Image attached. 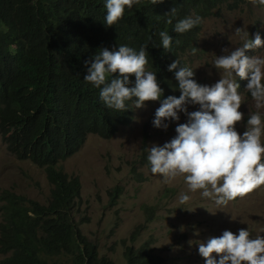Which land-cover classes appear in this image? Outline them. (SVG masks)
Instances as JSON below:
<instances>
[{
    "label": "trees",
    "instance_id": "16d2710c",
    "mask_svg": "<svg viewBox=\"0 0 264 264\" xmlns=\"http://www.w3.org/2000/svg\"><path fill=\"white\" fill-rule=\"evenodd\" d=\"M223 3L232 8L227 0H164L155 5L140 0L106 27L105 0H0V136L17 160L41 168L50 186L46 204L8 190L0 193V264H55L50 259L57 256H66L71 264H115L100 257L81 233L74 218L81 185L78 177L60 168L89 135L109 140L133 121L132 101L126 111L109 109L99 98L100 90L84 80L92 57L102 48L127 45L139 51L147 45L146 70L156 72L161 99L178 97L176 70L167 67L176 59L190 66L203 22ZM172 8L175 15H165ZM191 14L199 15L201 23L176 33L175 23ZM160 31L173 39L168 51L161 46ZM129 79L128 86H134L135 77ZM239 85L243 90L244 83ZM138 161L150 168L145 144ZM149 243L126 246L125 264H161Z\"/></svg>",
    "mask_w": 264,
    "mask_h": 264
},
{
    "label": "rangeland",
    "instance_id": "374dc122",
    "mask_svg": "<svg viewBox=\"0 0 264 264\" xmlns=\"http://www.w3.org/2000/svg\"><path fill=\"white\" fill-rule=\"evenodd\" d=\"M227 3L231 9L223 3L203 22L197 41L200 50L190 56L189 67L194 69L198 84L211 86L220 79V72L212 66L214 54L225 55L222 49L230 53L242 46L243 41L233 34L235 28L247 26L250 39L258 32L264 42V6H254L250 0ZM9 45L12 53L18 52L14 42ZM246 55L264 57V45ZM237 82L244 83V89H238L244 102L239 110L244 117L236 125L242 134L248 114L257 109L245 92L248 81L237 78ZM159 106V101H151L142 108L134 107L133 121L120 127L111 139L89 135L81 149L60 164L64 173L79 179L81 203L74 218L81 233L96 245L99 256L125 264L126 246L137 248L150 242L161 264H205L198 253L199 241L219 237L225 230L238 234L239 229H248L253 238L264 237V186L226 206H218L202 198L199 191L190 192L183 176L164 183L162 176L153 175L138 161L144 144L147 151L153 144L162 146L176 135V123H170L166 131L153 126ZM198 108L189 105L188 111ZM259 111L264 117V109ZM186 120L180 113L179 123ZM261 139L264 144V135ZM4 190L46 204L50 186L44 171L30 161L17 160L6 150L0 136V193ZM181 193L191 197L188 204L178 203ZM50 262L71 264L66 256L53 257Z\"/></svg>",
    "mask_w": 264,
    "mask_h": 264
},
{
    "label": "clouds",
    "instance_id": "9594fccd",
    "mask_svg": "<svg viewBox=\"0 0 264 264\" xmlns=\"http://www.w3.org/2000/svg\"><path fill=\"white\" fill-rule=\"evenodd\" d=\"M139 2L105 0V26L112 27L123 18L126 7L131 9ZM151 2L155 5L164 0ZM250 2L254 6H264V0ZM176 11L172 8L165 15L174 16ZM201 20L199 15L185 16L175 23L173 30L178 34L186 33ZM167 23L171 24L172 19L169 18ZM233 34L243 41L242 46L230 53L227 48L222 49L225 55L214 54L212 66L220 72V79L211 86L198 84L194 69L181 66L177 59L168 65L169 72L176 70L178 97L169 95L161 99L163 89L156 72L146 70L147 45L141 46L139 51L127 45L112 51L99 49L92 57L89 74L84 77L100 90L99 98L109 109L123 112L127 110L128 101H132L135 108L144 107L148 101H159L152 124L166 131L170 123H176V135L162 146L153 144L147 148L150 172L162 176L164 183L183 176L190 192L199 191L202 198H208L218 206H226L264 186V144L261 139L264 117L259 111L264 109V57L246 55L249 50L261 48L264 42L258 32L250 39L247 26L235 28ZM159 37L163 49L170 50L173 39L168 32L160 31ZM198 50L193 47L192 54ZM116 73L118 75L113 78ZM130 76L135 77L131 87L128 86ZM237 78L248 81L245 90L257 109L248 114L242 134L236 130L244 117L239 110L244 102L238 91ZM189 105L199 108L189 112ZM180 113L186 116L185 123H179ZM190 200L188 194L181 193L178 203L185 205ZM197 245L205 264H264V237L256 235L253 238L248 229H239L238 234L225 230L219 237H210Z\"/></svg>",
    "mask_w": 264,
    "mask_h": 264
}]
</instances>
